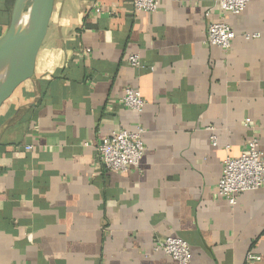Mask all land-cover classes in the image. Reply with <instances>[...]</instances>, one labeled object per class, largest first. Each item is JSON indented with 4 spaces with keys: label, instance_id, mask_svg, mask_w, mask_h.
<instances>
[{
    "label": "crops",
    "instance_id": "1",
    "mask_svg": "<svg viewBox=\"0 0 264 264\" xmlns=\"http://www.w3.org/2000/svg\"><path fill=\"white\" fill-rule=\"evenodd\" d=\"M14 2L0 0V36ZM220 17L218 0H55L33 77L0 108V264H177L154 248L168 236L190 264H264V186L234 204L216 190L252 135L264 152V0L227 15V49L206 41ZM138 126L140 167L98 163L103 137Z\"/></svg>",
    "mask_w": 264,
    "mask_h": 264
},
{
    "label": "built area",
    "instance_id": "2",
    "mask_svg": "<svg viewBox=\"0 0 264 264\" xmlns=\"http://www.w3.org/2000/svg\"><path fill=\"white\" fill-rule=\"evenodd\" d=\"M249 1L218 0L221 17L210 21L206 41L223 49L229 48L235 32L227 20V15L241 13ZM158 8L159 0H133V9L137 12H155ZM96 10L101 12L100 7H96ZM213 14V8H209L206 12L207 17H212ZM256 35V33H248L246 36L249 38ZM126 60L134 66L141 64V56L137 53L127 54ZM121 100L125 106L138 112H142L147 103L141 91L133 86L125 87ZM245 123L252 125V119L247 118ZM144 132L145 128L138 126L135 130L121 129L103 137L97 146L98 163L112 172H124L130 167H140L145 150ZM212 142L217 144L215 135L212 136ZM32 147V145L27 146L28 149ZM263 186L264 152L260 147L259 137L252 135L246 148L238 156H228L224 159L223 175L217 183L216 190L221 197L234 204L240 193L257 190ZM154 248L170 255L177 264H190L191 246L181 237L157 238L154 241Z\"/></svg>",
    "mask_w": 264,
    "mask_h": 264
},
{
    "label": "water",
    "instance_id": "3",
    "mask_svg": "<svg viewBox=\"0 0 264 264\" xmlns=\"http://www.w3.org/2000/svg\"><path fill=\"white\" fill-rule=\"evenodd\" d=\"M55 0H15L11 22L0 36V108L35 72Z\"/></svg>",
    "mask_w": 264,
    "mask_h": 264
},
{
    "label": "trees",
    "instance_id": "4",
    "mask_svg": "<svg viewBox=\"0 0 264 264\" xmlns=\"http://www.w3.org/2000/svg\"><path fill=\"white\" fill-rule=\"evenodd\" d=\"M14 0H7L8 7L13 4Z\"/></svg>",
    "mask_w": 264,
    "mask_h": 264
}]
</instances>
